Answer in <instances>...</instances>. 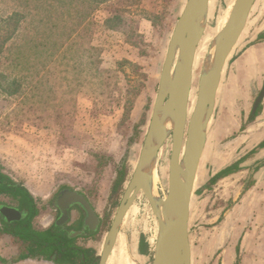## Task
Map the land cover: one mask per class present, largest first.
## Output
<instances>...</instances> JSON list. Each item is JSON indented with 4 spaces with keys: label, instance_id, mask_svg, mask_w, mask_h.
<instances>
[{
    "label": "rangeland",
    "instance_id": "obj_1",
    "mask_svg": "<svg viewBox=\"0 0 264 264\" xmlns=\"http://www.w3.org/2000/svg\"><path fill=\"white\" fill-rule=\"evenodd\" d=\"M96 1L87 5L91 15L79 26L73 20L82 6L78 0H0V169L10 175L3 166L5 158L33 143L36 131L42 132L37 140L43 141L46 132L53 133L52 144L64 166L85 160V165L57 176L52 200L40 203V209L53 210L63 187L87 194L102 219L96 243L99 256L137 166L171 36L187 0H106L99 5ZM234 2L209 1L194 73L213 37L225 26ZM48 23H54V32L61 31L58 24L77 34L58 49L57 43L47 44ZM241 37L240 42L245 39ZM171 153L169 139L159 153L158 192L163 198ZM207 158L206 154L202 170L213 168ZM121 170L127 172L126 179L115 189ZM260 205L251 223L253 212L247 211V229L255 228L247 237L245 264H264V201ZM158 232V220L141 193L124 218L109 264H152Z\"/></svg>",
    "mask_w": 264,
    "mask_h": 264
},
{
    "label": "crops",
    "instance_id": "obj_2",
    "mask_svg": "<svg viewBox=\"0 0 264 264\" xmlns=\"http://www.w3.org/2000/svg\"><path fill=\"white\" fill-rule=\"evenodd\" d=\"M242 36L245 39L242 42L239 40L223 71L212 128L211 124L209 127L203 158L207 154L208 165L213 168L202 170V158L196 179L189 221L192 264H245L249 260L247 237L255 228L252 225V229H247V211L253 212L249 215L251 223L254 211H257L264 201V163L261 164L264 161V99L254 112L257 97L264 87V0L255 1ZM99 58L102 63L103 57ZM100 68L105 73V67ZM40 133L36 131L32 135L33 143L22 146L21 153H13L11 157L5 158L6 163L3 164L10 175L1 172L8 176L18 189L21 187L26 191L32 200L21 195L0 196L7 199L4 200L7 205L23 213L20 220L12 223H7L0 217V264H57L53 261L55 255L51 256L50 260L34 258L24 249L25 244L20 236L25 235L27 231L49 230L52 232L51 236L53 235L54 230L58 228L56 222L59 215L54 208L58 196L51 202L53 210L49 212H42L40 203L46 204L52 200L58 188L55 182L59 174L70 173L71 168L86 163L85 160L81 163L78 161L73 166L72 161L69 167L64 166L52 144L53 133L46 132L45 141L37 140ZM108 138H111V134ZM224 138L228 139V142L225 146H220V141L226 140ZM235 144L236 149H232L230 146ZM40 159L42 161H39ZM234 161L239 162L235 173L212 181L223 170L232 166L233 163L231 165L230 162ZM252 161L254 163H251ZM242 176L245 177L243 183ZM66 188L83 193L97 212V205L87 194L74 187H63ZM61 191L59 190L58 195ZM33 209L39 211V214L32 217ZM97 214L100 216V213ZM82 220V211L78 207L73 208L69 223L62 226L61 231H67L71 225L75 228L79 225V228ZM6 226L13 227L16 234L18 233L17 236L7 232ZM74 231L76 229L69 232L70 237ZM74 237H80L76 244L89 256V264H96L97 232L95 237L86 232L71 238ZM260 240L262 243V238Z\"/></svg>",
    "mask_w": 264,
    "mask_h": 264
},
{
    "label": "water",
    "instance_id": "obj_3",
    "mask_svg": "<svg viewBox=\"0 0 264 264\" xmlns=\"http://www.w3.org/2000/svg\"><path fill=\"white\" fill-rule=\"evenodd\" d=\"M209 1L187 0L175 26L137 166L106 236L102 253L97 257V264L108 263L124 218L141 193L148 199L159 223L152 264H192L189 221L197 174L223 71L246 28L256 0H235L226 25L215 37L204 61L196 106L188 121L193 65L208 25ZM263 99L264 87L257 97L254 112ZM169 139H172V153L168 186L161 204L153 188V179L159 153ZM56 204L60 211L56 226H65L71 210L78 207L83 213L82 227L89 231L98 230L101 217L83 193L63 189ZM0 215L7 223L23 217L19 209L7 204L0 205ZM83 233L74 231L72 236Z\"/></svg>",
    "mask_w": 264,
    "mask_h": 264
},
{
    "label": "trees",
    "instance_id": "obj_4",
    "mask_svg": "<svg viewBox=\"0 0 264 264\" xmlns=\"http://www.w3.org/2000/svg\"><path fill=\"white\" fill-rule=\"evenodd\" d=\"M81 3L79 4L81 7H78L79 11L75 15L74 21L77 20V25H82L84 21L88 19V17L91 15V8L87 7V5L92 2L93 0H78ZM101 0H97V5L105 2ZM84 9L86 10L84 12ZM81 15V17H79ZM119 18V17H117ZM25 19V18H24ZM57 29H61L60 32H54V23L47 24L46 28V40L48 43L58 44V49L62 48L63 44L70 40L72 36L77 34V31L75 30L65 31L67 28L63 25L56 24ZM53 27V28H52ZM69 32V33H68ZM60 39L61 41H57V39ZM3 48V47H2ZM264 145V144H263ZM261 145V147L263 146ZM238 170V164H234L225 170H223L217 177L213 178V182L222 178L229 176L233 173H235ZM127 172L125 170H121L119 172V177L115 181V189H119L120 186L124 183L126 179ZM16 184L6 175H4L0 170V194H8V195H21L25 196L31 199L29 194L24 191L21 187L20 189L15 186ZM36 214H39V211L33 209L32 210V217L36 216ZM2 218V216L0 215ZM7 227V226H6ZM56 229V227H55ZM6 231L17 236L16 230L13 227H7ZM26 231V229H25ZM25 235H21L24 242V249L28 250L29 253L34 258L39 259H47L50 260L51 256L55 255V259L53 260L57 264H65L67 262L71 264H89V256L86 255V252L79 246H77V241L80 237H74L71 238L66 231H61V227L58 226L57 230L53 232V235L51 236V231H45V232H36V231H27L25 232ZM94 254V252H92ZM95 255V254H94Z\"/></svg>",
    "mask_w": 264,
    "mask_h": 264
},
{
    "label": "bare ground",
    "instance_id": "obj_5",
    "mask_svg": "<svg viewBox=\"0 0 264 264\" xmlns=\"http://www.w3.org/2000/svg\"><path fill=\"white\" fill-rule=\"evenodd\" d=\"M209 17V15H208ZM226 25V24H225ZM223 29V28H222ZM221 29V30H222ZM220 30V31H221ZM217 32L215 37L218 35ZM215 37H213V40L212 42L214 41ZM212 42L208 48V50L206 51V56L207 54L209 53L210 49H211V46H212ZM198 50V49H197ZM197 53V52H196ZM206 56H205V59H206ZM196 58V56H195ZM204 59V61H205ZM204 61L203 63H198L197 67L196 68V71L194 73V71H192V85H191V92H190V96H189V107H188V121L190 120V117L192 115V113L194 112V109H195V106H196V101H197V92H198V88H199V81H200V76H201V72H202V68H203V65H204ZM195 62V61H194ZM194 66V65H193ZM197 76H198V84H197V87H195L196 85H194L195 81L197 80ZM197 88V90H196ZM191 114V115H190ZM181 159H182V155H181ZM159 156H158V161H157V165H156V169H155V172H154V179H153V188H154V191H155V194L157 195V198L159 200V203L163 204V197L160 196L159 192H158V185L161 183V180H160V175H159ZM166 192V191H165ZM152 208V207H151ZM153 210V209H152ZM154 212V211H153ZM156 217V216H155Z\"/></svg>",
    "mask_w": 264,
    "mask_h": 264
},
{
    "label": "flooded vegetation",
    "instance_id": "obj_6",
    "mask_svg": "<svg viewBox=\"0 0 264 264\" xmlns=\"http://www.w3.org/2000/svg\"><path fill=\"white\" fill-rule=\"evenodd\" d=\"M2 194H0V196H1ZM4 195H6V194H4ZM3 202H5V201H0V204L1 203H3ZM5 204H6V202H5ZM54 208H55V210L58 212V215H59V217H60V211H59V209H58V206H57V204H56V200H55V202H54ZM99 216V215H98ZM69 223V222H68ZM101 224H102V219H101V223H100V226H101ZM79 226V225H78ZM78 226L75 228L74 226H70L69 228H67L66 230V232L68 233V235H69V232L70 231H72V229H76V231H83V232H86L87 234H93V237H95L96 236V232H97V234L99 233V229H100V226H99V228H98V230L97 231H89V229L88 228H86V229H84L83 227H82V222H81V225H80V230H79V228H78ZM82 228H83V230H82Z\"/></svg>",
    "mask_w": 264,
    "mask_h": 264
}]
</instances>
